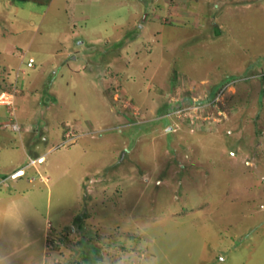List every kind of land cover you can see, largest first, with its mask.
Here are the masks:
<instances>
[{
    "label": "rangeland",
    "instance_id": "obj_1",
    "mask_svg": "<svg viewBox=\"0 0 264 264\" xmlns=\"http://www.w3.org/2000/svg\"><path fill=\"white\" fill-rule=\"evenodd\" d=\"M0 180L4 264H264V0H0Z\"/></svg>",
    "mask_w": 264,
    "mask_h": 264
},
{
    "label": "crops",
    "instance_id": "obj_2",
    "mask_svg": "<svg viewBox=\"0 0 264 264\" xmlns=\"http://www.w3.org/2000/svg\"><path fill=\"white\" fill-rule=\"evenodd\" d=\"M32 58V57H31ZM41 158V160L43 159V157L41 156L40 157ZM39 160V159H38ZM21 170V174H23V172H24V169L22 168V167H20V168H17L16 170H14V171H12L10 174L12 175V176H14L15 175V173L16 172H19ZM16 171V172H15ZM15 172V173H14ZM3 183H5V182H3V180H0V184H3ZM15 193L13 192V193H8V194H5V195H0V201H2V200H6L9 204H13L14 202H15V198H16V196H17V194L15 195V196H12V195H14ZM20 197L21 198H24L25 196L24 195H20ZM13 205H16L15 203L13 204ZM10 207V206H9ZM2 232V233H1ZM0 232V236L2 235V242H4L5 243V240H6V237L8 236L7 234H5V231H1ZM11 233L9 234V239H7L6 240V244H8L9 245V247L10 248H12L11 247V245H12V243L11 242H9L10 240H11V235H12V232H14V231H10ZM5 235H6V237H5ZM44 237H45V234H44ZM1 245V244H0ZM43 249V248H42ZM41 252H42V260H43V251L41 250Z\"/></svg>",
    "mask_w": 264,
    "mask_h": 264
},
{
    "label": "built area",
    "instance_id": "obj_3",
    "mask_svg": "<svg viewBox=\"0 0 264 264\" xmlns=\"http://www.w3.org/2000/svg\"><path fill=\"white\" fill-rule=\"evenodd\" d=\"M27 65H28V66H31V65H32V58H29V60L27 61ZM2 103H3V101H2ZM4 103H5V104H11L10 101H4ZM12 127H13V129H15V130H17V129L19 128V126H18V124H17L16 122H13V123H12Z\"/></svg>",
    "mask_w": 264,
    "mask_h": 264
},
{
    "label": "clouds",
    "instance_id": "obj_4",
    "mask_svg": "<svg viewBox=\"0 0 264 264\" xmlns=\"http://www.w3.org/2000/svg\"><path fill=\"white\" fill-rule=\"evenodd\" d=\"M29 58H31V57H29ZM29 58H28V60H29ZM27 60V61H28ZM26 64H27V62H26ZM32 65H33V58H32ZM31 65V66H32ZM28 66V65H27ZM4 216L6 217V218H15V214L12 212V211H10L8 214H4ZM18 219V218H17ZM0 264H4V261L3 260H0Z\"/></svg>",
    "mask_w": 264,
    "mask_h": 264
},
{
    "label": "bare ground",
    "instance_id": "obj_5",
    "mask_svg": "<svg viewBox=\"0 0 264 264\" xmlns=\"http://www.w3.org/2000/svg\"><path fill=\"white\" fill-rule=\"evenodd\" d=\"M17 174H20V173H17Z\"/></svg>",
    "mask_w": 264,
    "mask_h": 264
},
{
    "label": "trees",
    "instance_id": "obj_6",
    "mask_svg": "<svg viewBox=\"0 0 264 264\" xmlns=\"http://www.w3.org/2000/svg\"><path fill=\"white\" fill-rule=\"evenodd\" d=\"M182 103H183V102H182ZM182 103H181V104H182ZM170 108H171V107H170Z\"/></svg>",
    "mask_w": 264,
    "mask_h": 264
}]
</instances>
